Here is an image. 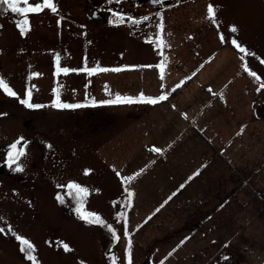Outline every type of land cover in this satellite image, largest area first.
<instances>
[{"label": "rangeland", "instance_id": "374dc122", "mask_svg": "<svg viewBox=\"0 0 264 264\" xmlns=\"http://www.w3.org/2000/svg\"><path fill=\"white\" fill-rule=\"evenodd\" d=\"M78 1L53 0L56 13L29 14L25 35L17 27L22 18L0 7V78L17 94L0 89V264H33L17 237L34 246L36 264H128L129 255L131 264H263L257 254L264 251V0H173L161 22L147 2L101 0L136 12L118 8L109 27L87 20L85 1ZM140 27L150 30L153 44L142 42ZM57 56L60 68L69 69L65 76L57 73ZM85 67L121 71L90 76ZM29 91V102L42 107L20 102ZM57 92L61 103L88 105L53 107ZM141 94L171 95V101L147 109L107 103ZM156 137L165 155L200 158L199 167L210 158L199 179L230 173L227 206L238 209L230 242L220 233L189 241L186 228L166 218L171 211L150 217L158 189L177 168L167 165L147 180L135 173L150 155L145 140ZM13 144L24 154L10 164ZM71 184L87 189L84 211L98 215L103 226L79 218Z\"/></svg>", "mask_w": 264, "mask_h": 264}, {"label": "crops", "instance_id": "0c3cea01", "mask_svg": "<svg viewBox=\"0 0 264 264\" xmlns=\"http://www.w3.org/2000/svg\"><path fill=\"white\" fill-rule=\"evenodd\" d=\"M140 96H136L133 99H138L137 97ZM166 96L167 99L165 100L171 101V95ZM165 100H159V103ZM135 105H137V107L142 106L146 107V109L148 108L147 104L144 103H133L132 106ZM148 105L149 107H154L157 103ZM157 140V137L156 140H153L156 142H150V139L145 140L143 146L149 148L150 155H147L146 159L144 158L142 165L135 170V173H139L138 176L142 180L146 178L145 176L148 173L153 174L162 170V172H164L167 165L171 166V168L173 165H177V168L173 170L176 172L171 177V182L169 181L167 185L165 184L158 189L157 193H160V199L155 209L153 208L154 212L150 217L152 218L160 211H171V215H166V218L173 220L175 225L177 222V225L182 227L183 230L186 228L185 232L183 231V236L189 238V241H191L190 238L192 237H194L193 240L198 242L203 241L201 237H204V241H208L205 240V236L214 238L213 236L220 233L219 236L224 238L222 242H230L227 234L230 228H233L234 221L237 219L236 212H238L237 208L230 209L227 206L230 195L232 194L230 185L234 183L233 180H230V173L227 172L216 178L210 175L209 177L203 176V179H199L198 177L200 175L202 176L205 174L206 170L208 171L206 168L212 162L210 158H208L209 164L205 167H199L198 163L200 162V158L185 155L170 156L163 154V143L157 142ZM153 148H158L161 151L159 153L152 151ZM209 169L212 170L211 168ZM200 171H202L201 174ZM133 175L134 174L131 176ZM208 178H215V182L212 183L211 181V183H206L205 179ZM236 186H238V183ZM165 187H167L168 191H165ZM236 191L237 189L235 188V194ZM257 217L261 218L259 205L257 207ZM166 218L164 217L163 220H166ZM211 240V243H213L214 239ZM257 257L264 260V251L258 253Z\"/></svg>", "mask_w": 264, "mask_h": 264}, {"label": "snow or ice", "instance_id": "6c2138e0", "mask_svg": "<svg viewBox=\"0 0 264 264\" xmlns=\"http://www.w3.org/2000/svg\"><path fill=\"white\" fill-rule=\"evenodd\" d=\"M6 5L7 8L14 14H16L18 17H21L22 19L20 22L17 24V27L19 28V31L21 35H25L28 31H30V23H29V14H35L43 11L44 9H49L51 12L56 13L58 11L56 5L53 3V0H42L41 2L37 3H31L30 0H0V7ZM23 5V6H22ZM208 13V18L215 23L216 22V10L214 9L213 6L209 5L207 9ZM115 15V13H113ZM124 17H119L118 22L123 23ZM135 23V21H133ZM161 30L163 29V25H160ZM232 32H236L237 29L235 27H232L231 29ZM224 37L221 36V40L223 41ZM151 43L152 41H148ZM232 44L239 50V52L244 53L245 55L248 54L247 50L242 47L240 44H238L235 40H232ZM158 45L162 46L163 45V40L161 39L158 41ZM162 54V52H161ZM59 56L56 57V63H57V73L59 74L60 72H63V74L67 75L69 72V69L64 68L61 69L59 65ZM264 63V61H261ZM160 68V79L163 80L164 78V69L165 65L164 63H161L159 65ZM88 75H94L98 72H107V71H113V72H118L121 71L119 68H114V69H107V68H92L88 69L85 67L83 69ZM245 71L248 72L249 75L255 77L256 79H260V77L256 76L254 72H251L247 65H245ZM179 87V86H178ZM261 87H264V84L261 85ZM0 89H2L7 95L16 97L17 94L10 88V86L2 79L0 78ZM175 90V89H173ZM28 99H21L20 102L24 104L28 108H33V107H42L41 105H33L29 101L31 99V91L28 92ZM167 99L166 95L160 96L158 99H153V98H145L142 94L138 99H133L131 97H120L119 95L116 96L115 100L113 101H108L107 103H116V104H133V103H146V104H156L159 102V100H165ZM53 107L59 108V109H71V108H80L83 107L84 105L81 104H67V103H61L59 99V93H56V99L54 104L52 105ZM152 151L155 152H160L161 150L158 148H153ZM24 153L22 151L17 150V145L13 144L11 146V151L9 152V162H14L16 158L19 156L23 155ZM17 171H22L21 168L17 167ZM87 174V173H86ZM69 188L71 190H74L76 193V197L79 200V204L76 208V213L79 216L80 219L85 220L87 223L90 224H100L101 226L104 225V221L95 213H86L84 211V198L87 197L88 191L87 189H84L80 187L79 185L76 184H71L69 185ZM127 191V189H125ZM129 197L132 196L131 192H128ZM57 199H60L61 202L62 198L57 197ZM0 231H4V229L0 228ZM108 231L112 234L113 238L118 240L119 237L116 235L114 229L111 228V226H108ZM17 239L20 240L21 245L23 247L21 248V251L24 252L27 256V258L33 262V264H36V258L31 254L34 251V246L26 239H21L20 237H17ZM131 246V240L129 239V247ZM63 248L65 251H70L71 249L68 247L67 244L63 245ZM227 259V257H225ZM128 264H131V257L129 255V262Z\"/></svg>", "mask_w": 264, "mask_h": 264}, {"label": "flooded vegetation", "instance_id": "af4514ba", "mask_svg": "<svg viewBox=\"0 0 264 264\" xmlns=\"http://www.w3.org/2000/svg\"><path fill=\"white\" fill-rule=\"evenodd\" d=\"M79 1H83V0H79ZM84 1H85L87 8L84 9V11H82V13L85 16V18L89 21H97V22L101 23L104 27H109L111 24H113V19H112L113 16L112 15L114 12L118 11L117 10L118 8H119L120 13H124L126 15H133V13L136 14V12H134L133 10L132 11H125L123 6L119 7L118 4H115V3L102 2L101 0H84ZM146 2L148 3L149 6L154 7V9H155L154 18H156L158 22H161L164 20L165 17L169 16V13H167V12H166V15L164 16V14H165L164 11H165L166 6L172 4L173 0H137V3H139V4L140 3H146ZM140 16H143L141 20L147 21L149 19L150 14L140 13ZM141 20H140V22H141ZM140 22L137 21L135 23V25L138 27L140 25ZM130 23H131V25H133L132 22H130ZM137 33L141 34L142 36L144 35L145 37H147V38H143L144 36L141 37V40L143 43L145 41V43L149 44L148 41L153 42V40H154L153 34L146 27H140L137 30ZM149 46L150 45H148V47ZM63 76H65V74H63ZM80 104L84 105L82 107L83 109L86 108V106L88 105L85 102L80 103ZM88 108H90V106ZM97 113L98 112L93 111L92 114L94 115ZM0 149L2 151H4L5 147L1 146Z\"/></svg>", "mask_w": 264, "mask_h": 264}, {"label": "trees", "instance_id": "16d2710c", "mask_svg": "<svg viewBox=\"0 0 264 264\" xmlns=\"http://www.w3.org/2000/svg\"><path fill=\"white\" fill-rule=\"evenodd\" d=\"M1 9V8H0ZM73 195H76L75 192L73 193Z\"/></svg>", "mask_w": 264, "mask_h": 264}]
</instances>
